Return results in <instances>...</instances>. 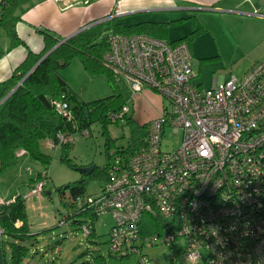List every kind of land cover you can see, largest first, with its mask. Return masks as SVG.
<instances>
[{
  "label": "built area",
  "instance_id": "built-area-1",
  "mask_svg": "<svg viewBox=\"0 0 264 264\" xmlns=\"http://www.w3.org/2000/svg\"><path fill=\"white\" fill-rule=\"evenodd\" d=\"M106 35L102 62L114 81L126 84L130 98L146 89L163 104L147 123L145 145L128 161L113 154L104 186L77 200L76 209L110 216L109 250L136 257L134 264H150L143 247L156 244L177 248L190 262L264 264V58L243 75L202 87L192 82L187 41L112 30ZM53 105L70 119L65 101ZM129 114L127 102L109 118L123 122ZM168 129L181 140L164 151L160 142ZM55 138L64 143L68 133L58 131ZM144 214L158 218V231L141 232ZM90 222L81 225L85 236Z\"/></svg>",
  "mask_w": 264,
  "mask_h": 264
},
{
  "label": "trees",
  "instance_id": "trees-1",
  "mask_svg": "<svg viewBox=\"0 0 264 264\" xmlns=\"http://www.w3.org/2000/svg\"><path fill=\"white\" fill-rule=\"evenodd\" d=\"M34 1L0 0V36L1 33H4L9 38L10 48L24 44L18 37L15 27L17 22L21 20V12L25 8L31 7ZM161 28H164L163 24L151 22H141L134 25L115 24L110 20L96 22L76 33L49 53L22 83L0 103V172L16 162L17 158L21 156L18 155L21 150L24 151L23 154H27L47 166L50 162V156L44 154L41 147L44 141H46V146L49 147L47 143L50 140L54 142L53 146L49 148H60L62 152L61 160L72 166L67 157V152L73 144L72 137L74 133L84 134V131L89 133V126L97 121L101 122L103 126L113 122L110 121L109 114L117 112L129 100V90L126 84L115 82L111 70L102 62V56L108 48L106 32L112 30L124 35L147 34L165 39L160 31L157 32V29L160 30ZM36 30L43 35V50L39 53L28 50L23 62L7 80L1 83L0 100L20 82L46 52L63 39L47 28L38 27ZM192 36L189 35L171 43L182 40L188 43ZM5 53L3 48L0 47V58ZM74 56L79 57L84 69L90 75L105 74L107 76L113 87V92L109 96L90 102L78 98L58 73V69L67 65ZM118 84L121 85L120 88L125 90V93L118 91ZM58 100L67 103L71 115L70 119L61 117L55 111L53 103ZM123 122L130 129V139L127 146L116 147L113 140L107 135V161L105 166L101 168L91 164L93 170L90 174L82 173L75 182L58 188L60 194H64L65 190H68L70 194V212L62 216L59 225H74L81 230V225L88 221H83L79 217L87 215L92 221L90 222V234L86 237L95 236L94 222L99 217H93L89 211L77 210V200L85 196L89 179L100 178L104 181L101 188L104 186L107 181V170L113 164L114 155H121L124 161H128L137 150L145 145L147 124H139L132 117V114L127 115ZM58 131L68 133L66 142H57L55 136ZM111 148L112 154H110ZM44 180L45 175H37L36 179H31L27 184V191H30L31 186ZM25 202L26 195L17 194L9 198L8 201L0 203V228L10 240L8 249L11 264H22L29 251V245H34L36 239L45 231L36 234L31 233ZM154 219L159 223L158 218L155 217ZM17 222L20 224L16 225ZM60 242L58 241V243ZM91 250V248H88L83 251V254H90V257L78 264H111L109 259L121 263L128 257L111 253L109 247L106 256L91 253ZM47 264L55 263L50 261Z\"/></svg>",
  "mask_w": 264,
  "mask_h": 264
},
{
  "label": "crops",
  "instance_id": "crops-1",
  "mask_svg": "<svg viewBox=\"0 0 264 264\" xmlns=\"http://www.w3.org/2000/svg\"><path fill=\"white\" fill-rule=\"evenodd\" d=\"M128 15L139 19L121 21ZM105 20L123 25L163 24L164 28L157 32L169 42L193 34L188 42L189 62L197 67V72L190 67L192 82L197 86L210 87L214 81L234 73L236 66L241 71L234 74L243 75L264 58V0H35L21 12V20L15 27L24 44L10 48L7 37L8 42L2 46L6 53L0 58V92L1 83L23 62L28 50L33 53L43 50L44 38L36 28L44 27L66 38L85 26ZM204 35L208 37L205 40ZM211 65L216 68L209 70ZM129 99L130 114L139 124H147L161 112L163 99L153 91L143 89L131 98L129 95ZM41 199L42 195L33 196L29 190L26 193L28 224L33 234L51 226L48 213L40 203L36 204ZM0 254L5 262L1 235ZM89 257L87 254L85 258Z\"/></svg>",
  "mask_w": 264,
  "mask_h": 264
},
{
  "label": "rangeland",
  "instance_id": "rangeland-1",
  "mask_svg": "<svg viewBox=\"0 0 264 264\" xmlns=\"http://www.w3.org/2000/svg\"><path fill=\"white\" fill-rule=\"evenodd\" d=\"M135 16H125L121 21H138L139 17ZM118 21L120 20L118 19ZM202 38L205 40L208 37L204 35ZM7 42V36L1 33L0 47L2 48ZM189 65L194 72H197V67L193 63L189 62ZM215 68L216 66L211 65L208 69L214 70ZM192 69L191 72H193ZM232 71L239 74L241 70L236 66ZM58 73L78 98L85 102L104 98L113 92V87L107 76L105 74L90 75L84 69L78 56L72 57L67 65L59 68ZM118 85V91L125 93V90L120 88L121 85ZM130 101H128V105L132 107ZM88 130L89 133L84 134L75 132L72 137L73 144L67 152L72 166L61 160L60 148H49L44 141L41 151L50 156L47 166L29 155L23 154L17 158L14 164L0 172V201L7 200L14 194L26 195L27 184L30 180L36 179L37 175H45L43 191L32 192L37 186L36 183L30 187V193L33 196L42 195L41 201L37 200L36 204L40 203L42 210L48 213L47 221L49 220L51 226L43 232V237L40 240L34 245H29V251L22 264H47L50 261H54L55 264H78L86 259V254H83V251L88 248L92 249L91 253L105 256L108 254L107 233L112 225L110 216L102 215L96 219L94 222L95 236L90 237L84 236L81 230L74 225H59L62 220L59 218L70 212V194L68 190H65L64 194H60L58 188L78 180L81 176L77 170L79 167L91 164L101 168L105 166L107 135L113 140L116 147H126L130 139L129 126L121 121L109 122L105 126L97 121L92 123ZM180 140V133L174 134L168 129L161 138V149L164 151L174 150L178 147ZM103 183L104 181L100 178L89 179L85 195L97 193ZM79 219L91 221L87 215L81 216ZM158 226L156 220L151 216L145 214L142 216L140 229L143 234L158 231ZM0 235L5 249V262L0 254V264H11L8 249L10 240L3 233ZM58 241L61 242L58 243ZM179 248L182 250L183 245L179 244ZM143 253L149 258L150 264H205L203 261L190 262L186 260L177 248L165 244L144 246ZM109 261L111 264H134L136 257L128 256L121 263L114 259H109Z\"/></svg>",
  "mask_w": 264,
  "mask_h": 264
},
{
  "label": "water",
  "instance_id": "water-1",
  "mask_svg": "<svg viewBox=\"0 0 264 264\" xmlns=\"http://www.w3.org/2000/svg\"><path fill=\"white\" fill-rule=\"evenodd\" d=\"M88 26H85L79 30H77L74 34H72L71 36H68L66 38H63L61 41H59L54 47H52L48 52H46L37 62L36 64L26 73V75L20 80V82H18V84L16 86H14V88H12L8 94H6L1 100L0 103L6 99L21 83L22 81L37 67V65L49 54L51 53L55 48H57L61 43H63L64 41H66L67 39H69L70 37H72L73 35H75L76 33L80 32L81 30L85 29ZM79 173H85V174H90L91 171L93 170V165H89V166H85V167H79L77 168Z\"/></svg>",
  "mask_w": 264,
  "mask_h": 264
}]
</instances>
